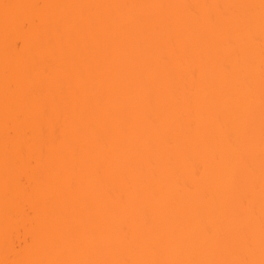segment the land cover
<instances>
[{
    "label": "rangeland",
    "instance_id": "374dc122",
    "mask_svg": "<svg viewBox=\"0 0 264 264\" xmlns=\"http://www.w3.org/2000/svg\"><path fill=\"white\" fill-rule=\"evenodd\" d=\"M26 1L27 0H0V108H3L0 111V141H1L0 142V167H1L0 189L1 190L3 189L2 190L3 192L0 190V264H69L67 261L63 259L57 260V257L49 258L50 256L45 257L47 255L45 253H41V254L39 253L41 250L46 248L48 244L52 242H54L53 244H55L57 241L60 242L59 240L61 239V237H58V234L62 232H67V228H68L67 225H74L79 227L77 233L73 235L70 233L71 235L66 237L67 241L68 239L71 241V244L68 245L67 247L65 246L66 249H68V252L65 255L67 256L78 255V258H76L71 264H146L144 263V260L139 262L138 260H140L141 257H143V254L147 253L148 249L152 250L151 252L152 257L150 258V260L146 259L148 264H207L213 261L212 260L213 257L214 258L219 257L220 260L218 259L217 262H219L220 264H264V260L261 261V259H259L264 256V189H260V188L241 189L240 186L238 185L239 184L238 181L237 183L230 182L218 188H214L216 193L222 197L219 202L217 200H214L212 197H207L201 200L200 203L197 202L196 204L194 202L193 203L191 202L192 205L189 204L184 205L185 200L181 194L173 195V197L171 196L170 200L172 202L175 201L176 206L174 204V207L176 210L168 209L165 205L166 203H164L163 200H161L160 198H156V197L152 198L151 199L152 201H150V203L143 199H135V201L132 202L130 201L132 196L127 191L121 190L122 192L120 194L121 206L118 207L119 210L117 216H115L116 214L114 213V210L112 211V208H110L111 204H108L107 206L110 207L109 208L105 207L103 209L106 215V220L102 223L101 226H99L98 223L96 222L99 209L97 208L93 209L92 207L91 208L87 207L86 210H84L83 212L81 213L77 212L78 214H75L76 212L73 213V210L71 208L69 207L65 208L63 207L64 205L62 206V204H59V201L62 200L65 202V204L68 203L72 208L77 207L79 205L82 206L85 201L82 202L78 200L76 198L78 196V195L76 196L77 193H73V191L74 189L75 190L79 189L80 191H82L81 189L83 188L85 190L89 187V185L91 188H93L92 189L93 193H96L98 191L102 195L103 194L111 195L110 193L111 189L109 187L108 188L110 190L106 186H101L100 183L97 185H100L101 187L95 185L97 183L96 181L95 184L89 183V180L91 181V179L93 180V178L96 177L100 178L98 176H101L103 174H107V173L110 174L115 172L117 168L116 167L117 164L114 161L113 163L109 161L110 164L107 165L106 160L104 158L109 153H112L111 155L114 158L116 155H118L121 152L122 146L120 147L119 146L120 144L118 145L117 143L109 144V142L107 143L105 139L97 136H95V138L94 136H90L86 139L85 142H80V143H76L77 141L75 142L73 138H71V141L67 140L68 135L72 134V132H75L74 135L76 136L77 135L76 133H79V131H81L84 127L85 128L91 127L93 125H98V124L101 125L107 124L108 126V121H109L108 119H104V118H100L99 120L97 119L98 116L95 113L94 107L92 106L91 103L87 105H80L78 101L81 100L78 101L76 100L78 103L77 102L74 103L75 99L72 98V95H70V92L65 86V82L67 81V79H69L66 78L67 74L71 76V77L69 76L70 78H72L73 75L72 71H74L75 68H77L78 66L82 67L84 61H92L97 55L79 56L80 57L79 59L78 56L77 58H75L76 56H72V55H30V56H25L27 54L20 55L21 53L24 54L25 52V51L21 52L23 50L22 46H24L25 49V44L29 42L27 40L26 41L24 40L26 39V37L29 38L31 37L33 39V41L30 40L31 42H33L32 43L33 45L34 44L45 45V43L48 40L47 37L45 41V37L44 35H42L45 33L43 32V29L41 30V28L40 30L36 28L38 31L35 29L34 30L35 32L32 33L29 31L31 35L29 33H26L27 27L25 26L28 25L29 21L32 22V24H30L31 26L33 24L38 25L39 21L42 23L43 21L45 22L48 21L47 23H50V20L55 22L58 19L57 18L58 12L55 16V14L53 13L52 15H50L51 12L48 13L47 9L46 10L43 9V11L41 12L37 11L39 15V17H37L38 15L34 14L37 12L33 10L31 11V13L28 14L30 16V18L28 19L30 20L28 22L26 20L25 23L23 22V26L25 25L24 27H21L22 24L21 26L19 25L16 26V24L13 25L14 24L13 20L9 21L8 19L10 18L9 16L7 17L9 9L10 11H13L14 14H16L17 12L22 11L24 9L23 7L25 6L22 5L25 4H27V6H29L28 4H30V6H42V5L47 7L50 6L47 5V1L45 0H28L27 3ZM48 1L51 2V5H53L54 1L57 3V0L54 1L48 0ZM164 1L165 0H129L126 7H124L127 9H124L126 10L125 13L123 12L124 13L123 18L126 21L119 29L114 41L111 43L112 46L114 45L111 49L114 50L119 46H125V47L127 46V48H129L131 43L133 42L132 44H134V46L131 47L134 48H132V51L130 50L132 53L130 55H143V52L140 51V44L142 43L141 37L139 36L141 35L139 33L140 30L136 26L132 27V24H129L127 22V20L129 21V15H136L140 8L145 7L151 10L153 9L155 12L157 11L160 14V16L163 17L164 23L166 22L169 25V26L167 25L169 31L176 30L177 28V29H181L183 32L186 31L192 34V32L194 33V31L196 32L197 30H203L206 27L204 20H201V16H197L195 18L196 22L193 20L192 22L188 23L186 22V19L184 17L178 16L174 12L179 8L186 10L187 8L190 7V9H193L197 4L200 5V3L203 4L205 7L206 6L212 7L215 3L217 4L218 0L217 1L177 0L179 1V4L177 3L178 5L175 4L177 5L176 7H170V8L167 7L166 4L164 5L165 3ZM57 4L55 5L54 3V5L59 10L60 7ZM12 9H15V11ZM153 10H152V14L155 15V12H153ZM44 11H47L46 14L44 13ZM244 11H245L244 8L237 7L233 10V16L240 15ZM41 13L43 14V16ZM225 13L227 12L225 9H223L220 10L218 14L221 18L223 15L224 16L226 15ZM76 15H77L76 19H78L79 17V19L85 20L87 22L89 21L88 23L89 26H91V28L85 35H83V37L82 36L79 37L77 34L78 37L74 38L73 36L75 40L71 38L73 43L75 42V45L76 44L79 45L78 43L81 44L82 42V46H83L85 43L89 42L90 40L91 41L94 40V38L96 37H100L102 34L106 33L109 30L108 26L104 28L100 23V19H102V17L105 16L100 14H95L93 10L90 8L87 10L85 9L78 11ZM31 16L34 18H31ZM40 16H42L43 18L42 17L40 18ZM252 16L253 18L255 17L257 19L264 17V1L261 3V6H259L256 9V11L253 13ZM152 18L154 20V17ZM33 21L35 23H33ZM15 26L16 28L14 29ZM222 26H224V24ZM226 26L227 25H225V27ZM225 27H222V29ZM218 28L217 30H219ZM243 30H246V28H244ZM65 31L66 29L63 32L65 33ZM40 32L43 33L40 34ZM233 32L235 33L236 31L234 30ZM233 32L223 29L221 31H217L211 34L210 36L208 35L210 33L206 34L205 36L208 35L209 38L205 40V42L204 40H202V38L199 39L204 42L203 44V42L200 41L202 42L201 43L202 45L198 47L199 49H197L200 50L199 55H203V57H207L208 55L209 56L220 55L219 57L220 64L218 62V65L213 64L215 66L209 65L210 67H206V68L203 67L204 69L202 70L200 69L201 70L200 72L197 71L198 74H195L191 79L187 80L186 83L184 82L185 83L184 88L186 90H189V92H191V90L196 91L197 94L208 93L210 87L209 83L215 80L214 77L219 72L225 69H230L227 68L228 66L246 67L247 72H245L244 74L245 76L242 75L244 76V78H242V81L245 82L253 81L255 83V86L252 89V93H256L257 95L262 94L263 98L262 99L257 98L255 102L252 103L251 106H249L248 114L247 117H245V119L247 121L257 120L264 116V77L262 79H257V74L260 72L262 68L260 62L261 58L259 57L260 55L264 56V49L261 48L262 49L261 50L258 48H253V49L251 48V50L248 51L233 49L229 52H226V49H224L225 45L222 46L221 43L226 41L228 38L232 39L234 35ZM205 36L201 35L203 39ZM252 36L250 38H252ZM234 37L236 38V36ZM11 39L12 41H10ZM193 39L191 38L188 40L192 41ZM23 42L25 44L22 45ZM31 42L29 43L31 44ZM254 43L255 41L252 44ZM77 45L73 47H77ZM195 46L196 45L192 42H189L187 46L173 45L169 49H167V53H166L167 55L162 54L159 56L167 58L171 55H190L196 48ZM230 47L229 49H232ZM21 48L22 50H20ZM86 48L88 49V46ZM12 49H15L14 50L15 54L11 52ZM136 50H137V54L136 53L133 54L134 53L133 51ZM85 51L87 50L85 49ZM145 52H147V50H145ZM191 62L192 61L190 60L180 58L178 59V61L176 60L174 65L172 63L171 64L173 65V68H175L176 70L181 66H182L181 68L184 67L185 69L186 68L188 69V68H192L193 64ZM132 64L133 66H135L134 62H125L122 63V65H118L119 66L118 68L119 70L121 69L130 70L133 68ZM118 68L116 70L113 69L112 71H109V73H113L114 71H117ZM11 70L12 72L17 71L18 73L15 72L17 74L19 73L25 74L27 72L33 71L37 74H41L42 78H38L37 80L35 79L30 82L26 81L24 85L18 84V82L13 83L10 82L9 80L13 77V75L16 76L17 74L12 73L13 74L12 75L11 73H8V71ZM7 73L9 74V76H11L10 78H8L9 76ZM105 74L107 73L105 72ZM94 78L96 77L95 76L89 77V75L87 78L83 77V79H81L82 81H80V84L82 82H87L88 80H92ZM152 79L153 78H150L148 80L151 81ZM160 79L161 78H159V82L156 83V86L154 87L156 92L158 93L160 91H164L163 89L164 86H162L163 81L162 79L160 81ZM165 80L167 82L172 83L175 82L177 79L174 80L173 77L168 76V78H166ZM95 81L96 80H94V82ZM150 81H148V86L152 85ZM228 83H231L229 78L226 79L224 85ZM18 86L21 88H17ZM141 87H147V84L139 83L133 89L135 88L140 89ZM42 91L47 92L49 95L44 98V101H41L39 103V106L37 108L36 107L31 108L30 107L31 99L37 96ZM60 99L66 100L65 106L60 109L58 107L54 109L52 112H49L51 110V109L49 110V107L57 103ZM237 100H240V97H234L233 103L237 104L238 103ZM193 101L195 100L189 98L183 101L181 100V101L167 102L165 104H158L156 106L155 105L152 106L150 104L153 109L151 113L155 112L156 114L158 115L162 114L161 116L165 117V119L163 117L164 121L162 122V124L160 123V121L158 125L155 124L153 130L157 131L156 126H158L159 129V127L161 126L169 127L171 124L173 125L174 123H177L178 125L180 122L182 121L185 122L187 119L196 116L197 113L195 114L194 112L195 110H193L195 105ZM14 103L15 105L20 106L22 108V111H20V113L14 111L8 113L7 111H5L6 110L4 107L5 104L11 105ZM220 117L221 120L219 122H216L218 123V126H216L217 127L216 130L218 129L217 131H221L236 126L238 120H240L239 117L237 118L229 117L225 114H223ZM194 119H196V117ZM186 123L189 128L190 124H188V122ZM186 123L184 126H186ZM193 123H195L194 129L197 130L199 127L197 126L196 129V125L198 124L196 122ZM202 125L203 123L201 124V126ZM203 127L205 128V126ZM17 133H19L18 134L19 137L18 136L16 137ZM216 133L218 135V132ZM73 136H69V139L70 137ZM190 137H191V131L188 129V130H183L178 136L173 137L172 140L177 143L178 141H180L183 142V144H185L188 143L186 141L189 140ZM14 138H16L15 140L17 141L21 139L18 141V143L19 142L20 143L19 144L13 143V141H15ZM174 142L170 141V144L168 143V146H166V149L171 153L172 150H174V148H176L175 146L177 145ZM10 144L13 146H11ZM33 145H35V147H33ZM20 146H22V148H20ZM31 146L35 149H39V152L33 155L34 157H36L39 154L38 155L39 158L40 156H43L46 157L45 159L47 161L49 160L51 162L53 161L54 166L52 170H45L39 168L40 166L38 167L33 166L35 159H33L34 161L33 164L30 162L31 159L29 160V164L31 163L32 167L34 168L28 166L29 164L28 165L24 164L22 157L20 158V156H23L22 150H27V147L31 148ZM229 146L227 145L225 149H227ZM181 147L182 146H180V148ZM229 148H231V146ZM166 149H164V151H166ZM177 149H175V152L173 151V156L175 157V160H178L181 163L183 168L182 170L186 172L187 175L188 174L187 172L194 170L198 165L195 155L197 153H194L191 149L188 148L184 149L182 147V149L180 150ZM14 151H16L15 155L13 153ZM17 151L21 153H18ZM141 152L143 153V158L144 155L147 157H154L157 156L159 153L154 151L153 149H149V147L141 148ZM169 152L166 151L167 154ZM225 152H227V150L226 151L224 150V154H223L224 157L228 155V154L225 155ZM17 153L18 155H20L19 159L21 160L18 159ZM188 153H190L191 157ZM251 154L252 153H250V155ZM187 155H189L190 158L187 157ZM12 156H15V158L16 157L17 158L14 159ZM33 156L32 158H34ZM48 156L50 159L47 158ZM3 157L5 159L11 158L9 165L10 164L12 165L13 170L11 169L10 171H8V169H10L11 167L7 169L8 166H5L6 164L5 162L1 164V162H3L1 160H4ZM43 157H41V159H43ZM23 158L24 160L26 159L25 155ZM42 162H44V160ZM227 162H229L227 161V159L226 160L222 158L217 159L215 163H212L211 167L213 168L218 166L220 167V165H225ZM3 165L5 167L2 168ZM56 167H58V169ZM66 167L70 171V172L68 171L67 176H64L62 172L61 173L64 177H66L64 178V180L65 179L67 180V178L68 180L72 179L68 187L69 189L67 188V185L66 186L64 185L65 183L64 181H62L61 175H58L59 172H57V171H63V168ZM97 170H98V174H96ZM164 175L165 174H159L155 176V179L160 180L162 179L160 177H165ZM243 175L244 174H242V176ZM258 175L259 174L255 173L254 177L257 178ZM243 177H242L243 181L246 180L245 178L246 176ZM166 181L172 182L169 179ZM61 183L64 185L63 187H66V189H68L67 191H64L65 189L62 188L64 189L63 191L66 194L65 197L62 196L64 193L62 194L60 193L61 194L60 195L56 191V188L57 187L59 188V186L62 185ZM189 184L186 186V191L189 194H191V192H196L197 190L202 192L213 188L211 186H206L202 183L200 184L192 183L190 185ZM154 185L156 187L158 186L156 183ZM59 190L60 192H62L60 188ZM92 190L90 191L92 192ZM14 191L16 192L15 193L16 196L17 194H20V192H22V195L19 198L20 199L19 203H21L20 206H22L23 208L20 207L21 210H19L18 208L19 211L17 209L15 210V207L12 210L11 209L12 204H9V206L7 205L9 208L5 205L2 206V200L4 199L5 201H8V198L11 199L10 197L14 195L12 193ZM210 191H208V194ZM86 192H89V189ZM82 196H80V198ZM206 196L207 195H205V197ZM4 200L3 203L5 202ZM22 200H24V202H22ZM54 201H56L57 203L54 204L53 203ZM7 203L8 202H6L5 204ZM248 204H255V206L254 207L249 206L248 208L246 207ZM146 213L150 214L151 216L150 222H147L149 218L145 222H143V220L145 219V217L143 216L144 215L146 216ZM5 214H8L7 218L5 217L6 216ZM54 214L55 216L53 217ZM10 215H12V217ZM141 216L144 218L143 220L139 219ZM183 218L184 219L194 218L192 219L193 220L192 227H191V222L189 224L190 226L189 227L187 226L188 228L182 227L180 223L184 221ZM189 221L190 220H188V222ZM95 224L100 227L98 230H93L89 226V225L93 226ZM204 230L205 231L207 230L209 232L213 230L214 233L218 234L217 236H221V237L224 234V236H228L226 238H229V240L226 244L224 242V245H222L223 242L222 244L214 243L216 239L212 243L211 242L212 239L211 241H208L209 238L207 240H201L202 236L201 239L199 237H196L201 235L202 231ZM43 233L44 235L47 234L49 237L42 236L43 238L41 239V235ZM53 244L50 245L53 246ZM167 244L174 245V248H172V250H169L168 252L165 251L167 249L166 248ZM61 249L59 248V250ZM145 250L146 253H144ZM14 254H16V257ZM135 254L140 255V256L137 255L139 257V259L136 258L137 263H134L135 261L134 262L128 261L130 256ZM17 255H19V257ZM253 258L255 261L256 259H259L260 261L250 262V260L253 261ZM101 259H104V261H102Z\"/></svg>",
    "mask_w": 264,
    "mask_h": 264
},
{
    "label": "bare ground",
    "instance_id": "6f19581e",
    "mask_svg": "<svg viewBox=\"0 0 264 264\" xmlns=\"http://www.w3.org/2000/svg\"><path fill=\"white\" fill-rule=\"evenodd\" d=\"M27 1H26V3H27ZM45 1H47V5H50V6H48V7L44 6V5H42V6H30V4H28L29 6H27V4H25V5H22V6H25V7H23L24 9L22 8L23 12L22 11H19V12L16 11L17 12V13L15 12L16 14H14L13 11H10V9L8 10L7 17L9 16L10 19L12 17L11 20L10 19H8V20L9 21L13 20V23H14L13 25L16 24V26H18V25L21 26V24H22L21 27L25 26V25L23 26V22L25 23L26 20H27V22L30 20V19H28V18H30V16L28 14L31 13V11H33V10L36 12L37 11L41 12V11H43V9L44 10L47 9L48 13L51 12L50 15H52V13H53V14H55V16L58 12V14H57L58 19L56 18L57 20L55 22L50 20V23H47L48 21L45 22L42 20L43 23L39 21V24L37 23L38 25L33 24L30 26V24H32V22L29 21L28 25L25 26V27H27L26 33H29L31 35L32 32H35L34 30L36 28L38 30H40V28H41V30L43 29V32L45 33V34H42L45 37V41H46L47 37H48V40L45 43V45H40V44L39 45H37V44L33 45L32 44L33 42H31V41H33V39L31 37H30L31 39L29 37H26V39H24V40L31 42V44L29 42H28L29 43L28 44L24 41L26 44L23 42L22 45L25 44V49H24V46H22L23 50H22V48L20 50H22L21 52L25 51L27 53L24 52V54H22L21 52H19V53H21L20 55H25V54H27L25 56H30V55H72V56H76L75 58H77V56H78V59L80 58L79 56L97 55L92 61H84L82 64V67L78 66L77 68H75L74 71H72V74H73L72 78H70L71 76L68 74H67L68 77L65 75L66 78H69L65 82V86L68 89V91L70 92V95H72V98L75 99L74 103H76L78 100H81V101H78L80 105H87V104L91 103L92 106L94 107L95 113L98 116L97 119L98 120L100 118L108 119L109 120L108 121L109 127L107 126V124H102V125L98 124V125H93L91 127H86V128L84 127L83 128L84 132L82 129L81 131H79V133H76L77 134L76 136L74 135L75 132H72V134L68 135L67 140L71 141V138H73L75 142L77 141L76 143H80V142H85L86 139L90 136H94V138H95V136H97V137L105 139V141L107 143L109 142V144H116L117 143L118 145L120 144L119 145L120 147L122 146L121 152L118 155H116L114 158L111 155L112 153H109L104 158L106 160L107 165H109L110 162L113 163V161L117 164V166H116L117 168H116L115 172L110 173V174L109 173L103 174L101 176H98L100 178L96 177V178H93V180L91 179V181L89 180V183L95 184V181H96L97 183L95 185L100 183L101 186H106L107 188L109 187L111 189L110 190L108 188L110 190L111 195L110 194L109 195H105V194L102 195L98 191L97 192L94 191L96 193H93V190H92L93 188H91L89 185V187L87 186L88 187L87 189H85V190H84V188L81 189L83 192L80 191L79 189H76V190L74 189V191H73V193H77L76 196L77 195L82 196V194H83V196L81 198H80V196H79V198H78V196L76 197L78 200H80L82 202L85 201L82 206L79 205L77 207L72 208L68 203L65 204V202L62 200L59 201V204H62V206L64 205L63 207H65V208H67V207L71 208L73 210V213L76 212L75 214L83 212L84 210H86L87 207L88 208L92 207L93 209L94 208L99 209L98 210L99 213H98V217H97L98 219L96 218V222L98 223L99 226H101L102 223L106 220V215H105L103 209L105 207L109 208L110 206H107L108 204H111L110 208H112V211L114 210V213L116 214L115 216H117L118 210H119L118 207L121 206V201H120V194L122 193L121 190L127 191L132 196V198L130 199V201H132V202L135 201V199H143V200H146L150 203V201H152L151 199L156 197V198H160L161 200H163V202L166 203L165 205L168 209L174 210L175 209L174 204L176 206V203H175V201L172 202L170 200L171 196L173 197V195L181 194L185 200L184 205H188V204L192 205L193 202L196 204H197V202L200 203L201 200H203L207 197H212L214 200H217L219 202L222 197L216 193L214 188H218V187H220L224 184H228L230 182L231 183H233V182L237 183V181H238V183H239L238 185L240 186L241 189H248V188L249 189H256V188L264 189V146H263L264 145V116L257 119V120H251V121H247L245 119V117H247V114H248L249 106H251L252 103H254L257 98L262 99L263 96H262V94L257 95L256 93H252V89L255 86V83L253 81H246V82L242 81V78H244V76H245L244 75L245 72H247V68L241 67V66H228L227 68H230V69H225V70L219 72L214 77L215 80L213 82L209 83L210 84L209 92L208 93H202L203 95L197 94L196 91L191 90L192 93L195 92L192 94L191 92H189V90H186L184 88L186 81L191 79L195 74H198V72H200L202 69H204L206 67H210V66H215L213 64L218 65V62L220 64V60H219L220 55H210V56L208 55L207 57H203V55H199L200 50H197V49H199L198 47L202 45L201 44L203 42L202 40H204V42H205V40H207L211 34L217 32V31H221L223 29L224 30L226 29V30L232 31V32L234 30L236 31L235 33L233 32V34H234L233 37L236 36V38L235 37L234 38L232 37V39L228 38L229 40L227 39L226 41L221 43L222 46L225 45L224 49H226V52H229L233 49L234 50L238 49V50H243V51L244 50H246V51L251 50V48L252 49L253 48L264 49L263 48L264 47V42H263L264 41V39H263V37H264L263 36L264 35V17L263 18L259 17L260 19H257L255 17L253 18V16H252L253 13L256 11V9L259 6H261V3L264 0H218V1L215 0V1H217V4L215 3L212 7L211 6L205 7L203 4L200 3V5L197 4L193 9H190V7H189L186 10L181 9V8L176 10L174 13L178 16L184 17L186 19V22H188V23L192 22L193 20L196 22L195 18L197 16H201V20H204L206 27L203 30H197L196 32L194 31L195 34L193 32H192V34L190 32H189L190 33L189 34L186 31L183 32L181 29H177V28H176V30H170L169 31V29L167 28L169 25L166 22L164 23L163 17L160 16V14L157 11L155 12L152 9L153 12H155V15H154V14H152L151 9H148L145 7L140 8L136 15H129V21L127 20V22L129 24H132V27L136 26L140 30L139 33L141 35H139V36L141 37V40H142L141 42L143 43V44L142 43L140 44V51L143 52V55H130V54H132L131 53L132 48H134V47H131V46H134V44H132L133 42L131 43L129 48H127V46L126 47L125 46H119L118 48H116L114 50L111 49L114 46V45L112 46L111 43L114 41L115 37L117 36L119 29L121 28V26L126 21L123 18V16H124V13L126 11L124 9H127V8H124V7H126L129 0H57L58 4L53 0L55 5L57 4L60 7L59 10L54 5V3H53V5H51L50 1H48V0H45ZM176 1L177 0H165L164 5L166 4V6L169 8L170 7H176L179 4V1H177V2ZM49 2H50V4H49ZM20 3H22V2H20ZM175 4H177V5H175ZM61 6H62V8H61ZM237 7H242L245 9V11L240 15L233 16V10ZM89 8L92 9L95 14L104 15L106 17V18L102 17V19H100V23L102 24V26L104 28H106L108 26L109 30L106 33L102 34L100 37H96L92 41L90 40L91 42L90 41L87 42L89 45L87 43H85V44L83 43L84 45L82 46V42H81V44L78 43L81 46L76 44L77 47H73L76 45H75V42L73 43L71 38H73V36H74V38H76L78 36L83 37V35H85L89 31V29L91 28V26H89V23H88L89 21L87 22L85 20L79 19V17H78V19H76V16H77L76 14L78 13V11L85 10V9L87 10ZM223 9H225L227 13H225L226 14L225 16L223 15L220 18L218 13L220 10H223ZM12 10L15 11V9H12ZM16 10H17V8H16ZM52 10H53V12H52ZM46 12L47 11H44L45 14H46ZM34 14L38 15V12L34 13ZM43 14H42V16H43ZM152 15H154V16H152ZM32 16H31V18H34ZM42 16H40V18ZM37 17H39V15ZM152 17H154V20ZM35 19H34V21H35ZM156 20L158 23L156 22ZM34 21H33V23H35ZM219 24H221V25H219ZM223 24H224V26H222ZM225 25H227V26L225 27ZM16 26L14 27V29L16 28ZM218 27H220V28H218ZM222 27H225V28L222 29ZM217 28L219 30H217ZM244 28H246V30H243ZM65 29H66V31L64 33L63 31ZM232 29H234V30H232ZM239 29H241V30H239ZM212 30H213V32H212ZM43 32H40V34ZM246 32H247L248 36H247ZM248 32H250V33H248ZM257 32H259V33H257ZM208 33H210V34H208ZM77 34H78V36H77ZM206 34H208L209 36L208 35L205 36ZM188 35H189V37H191L192 39L194 38V39L192 41H189L188 39H191V38H189ZM201 35L205 36L204 39H203V37H201ZM33 36H34V33H33ZM192 36H194V37H192ZM251 36H252L253 40H252V38H250ZM201 38H202V40H199ZM260 38H262V39H260ZM233 40H236V41H233ZM10 41H12V39ZM70 41H72V42H70ZM198 41L199 42L202 41V42L199 43ZM252 41L253 42L255 41V43L252 44L253 43ZM189 42H192L196 45L195 46L196 48L194 49V51L190 55H171L167 58L159 56L162 54L167 55L166 54L167 49H169L173 45H183V46L185 45V46H187L189 44ZM204 42H203V44H204ZM224 43H226V44H224ZM86 45L88 46V49L86 48L87 47ZM90 45H91V47H90ZM142 45H143V47H142ZM234 46H236V47H234ZM89 47H90V49H89ZM229 47L232 49H229ZM155 48H156V50H155ZM85 49L87 51H85ZM14 50L15 49H12L11 52H13L15 54ZM82 50H83V52H82ZM145 50H147V52H145ZM133 52H134L133 54H135V53L137 54V50L133 51ZM180 58L181 59L184 58L186 60L192 61L191 63L193 64L192 65L193 69L188 68L189 69L188 70L187 68L185 69L184 67L181 68L182 66L181 67L179 66L180 68L177 67L178 68L177 70L175 68H173V65L176 62V60L178 61V59H180ZM259 58H261L260 62H261L262 68H261L260 72L257 74V79H262L264 77V56L260 55ZM125 62H134L135 66H133V64H132L133 68L130 70H126V69L125 70H123V69L119 70L118 65H122V63H125ZM126 66H127V64H126ZM117 68H118L117 71H114L113 73H109V71H112L113 69L116 70ZM15 72H17V71H13V72H12V70L8 71V73H11V74L12 73L13 74L18 73V72L17 73H15ZM105 72L107 74H105ZM22 74L23 73H19L16 76L13 75V77L9 81L13 82V83L18 82V84L24 85L26 81L30 82V81H33L35 79L37 80L38 78H42L41 74H37L33 71L27 72L23 75ZM173 74L176 78L173 76ZM88 75H89V77L95 76L96 78H94L92 80H88L87 82H82L80 84V81H82L81 79H83V77L87 78ZM167 75L169 77H173L174 80L177 79L175 81L176 84H175V82H172L175 85L170 83V82H167L165 80L166 78H168ZM242 75H244V76H242ZM8 76H9V74H8ZM85 76H87V77H85ZM10 77L11 76H9L8 78H10ZM150 78H153V79L150 81V80H148ZM159 78H161L163 81L162 86H164V88H163L164 91H160L158 93V92H156L154 87L156 86V83L159 82ZM227 78L230 79L231 83L224 85ZM161 79H160V81H161ZM94 80H96V81L94 82ZM148 81H150L152 83V85H151L152 88H151V86H148ZM139 83H146L147 87H141L140 89L139 88L133 89ZM153 83H154V85H153ZM17 88H21V87L18 86ZM48 95L49 94L47 92H44V91L40 92L37 96H35L31 99L30 107L31 108L32 107L37 108L39 106V103L41 101H44V98ZM189 95H190V97H189ZM234 97H240V100H237V102H238L237 104L233 103ZM189 98L195 100V101H193L195 103L193 110H195L194 111L195 114L197 113L196 116L191 117L190 119H187L185 122L182 121V122H180L181 124L179 123L178 125H177V123H174L173 124L174 126L171 124L172 128H171V125L169 127L161 126V127H159V129H158V126H156L157 131L153 130V127H155V124L158 125L159 121L162 124L165 117L161 116L162 114L158 115L155 112H153L154 114L151 113V111L153 110L152 106H154V105L156 106L158 104H165L167 102H173V101H181V100L183 101V100H187ZM208 98H209V100H208ZM206 100H208V101H206ZM65 104H66V100L60 99L57 103H55L49 107V110L51 109L49 112H52L54 109H56L58 107H59V109L63 108L65 106ZM14 105H15V103L11 104V105L5 104L4 107L6 110L5 109L4 110L7 111L8 113H10L12 111L20 113V111H22V108L20 106H17V105L14 106ZM138 108H139V110H138ZM2 109L3 108H0V111ZM146 109L148 112L146 111ZM221 114L222 115L225 114L229 117H234V118L239 117L240 120H238L236 126H233V127L228 128V129L221 130V131H217L218 129L216 130V128H217L216 126H218V123H216V122H219L221 120V117H220V116H222ZM163 117H164V119H163ZM195 117H196V119H194ZM206 121L209 125L206 123ZM186 122H188V124H190L189 128H188V125ZM193 122H196L198 124V125H196V129H197V126L199 127L197 130L194 129L195 123H193ZM185 123H186V126H184ZM202 123H203V125L201 126ZM182 125H183V127H182ZM203 126H205V128ZM156 128H155V130H156ZM160 129H162V130H160ZM188 129L191 131V137H190L191 140L189 139L186 141L188 143L183 144V142H180V141H178V143H177V142H174L172 140L173 137L178 136L183 130H188ZM152 130H153V132H152ZM192 130H193V132H192ZM81 132H82V134H81ZM194 132H195V134H194ZM210 132H212V133H210ZM216 132H218V135ZM18 134L19 133L16 134V137L17 136L19 137ZM5 135H7V134H5ZM69 136H73V137H70V139H69ZM13 137H15V136H13ZM15 139L16 138H14V140ZM73 139H72V141H73ZM106 139H108V140H106ZM19 140H21V139H19ZM248 140H250V141H248ZM18 141L15 140V141H13V143H18ZM31 141H33V140H31ZM170 141L177 144L175 146L176 148H174V150H172V153L166 149V146H168V143L170 144ZM21 142H23V141H21ZM180 144H182V145H180ZM35 145H33V147H35ZM227 145L228 146L230 145L231 148H229L230 147L229 146L227 149H225L227 147ZM235 145H236V147H235ZM11 146H13V145H11ZM180 146H182L184 149H187V148L191 149L194 153H197L195 155H196V161H197L198 165L194 170L190 171L191 173L187 172L188 173L187 175H186V172H184L182 170L183 168H182L181 163L178 160H175V157L173 156V151L175 152V149H177V148H178L177 150L182 149V147L180 148ZM33 147L32 146H31V148L27 147V150H22L23 156L18 155V153H21V152L17 151L18 152L17 153L18 159H19V156H20V158L22 157V160H23L25 165L29 164L30 159H31L30 162L33 164V162H34L33 159H35L33 166H35V167L40 166L39 168H42L45 170H52V168L54 166L53 161L52 162L50 160L47 161L45 159L46 157H43V156H40V158H39V156H38L39 154L37 155L38 157L37 156L36 157H37V160H39V159L40 160L37 161L36 157H34L33 155H35L37 152H39V149H35ZM148 147H149V149H153L154 151L159 152L158 155L154 156V157H147L144 155V158H143V153L141 152V148H148ZM16 148H19V147H16ZM20 148H22V146H20ZM164 149H166V151L169 153L167 154L166 151H164ZM221 149H223V150H221ZM52 150H53V148H52ZM224 150L225 151L227 150V152H225V155L228 154L225 157L223 155ZM15 152L16 151L13 152L14 155L16 154ZM213 152H214V154H213ZM254 152H255V154H254ZM170 153L173 156V158L170 155ZM250 153H252L253 155L252 154L250 155ZM165 154H167L168 156ZM188 154L190 155V153H188ZM24 155L26 158L25 160L23 158ZM189 155H187V157H189ZM32 156L34 158H32ZM12 157L14 159L17 158V157L15 158V156H12ZM41 157H43V159H41ZM190 157H191V155H190ZM13 158H12V160H13ZM47 158H49V156ZM221 158L225 159V160L227 159V161H229V162H227L225 165H220V167L218 165H217L218 167H215V168L211 167L212 163H215L217 161V159H221ZM10 159L4 158V160H1V161H3V162H1V164H3L4 162L6 163L5 166H8L7 169L11 167L10 169H8V171H10L12 169V165L11 164L9 165V163L11 161ZM19 160H21V159H19ZM43 160H44V162H42ZM31 163L28 166H30L31 168H34V167H32ZM37 163H38V165H37ZM48 163H50V164H48ZM5 166L3 165L2 168ZM45 167H47V168H45ZM56 168L58 169V167H56ZM57 169H56V171H57ZM179 170H181V171H179ZM255 170H256V172H255ZM53 171H54V169H53ZM68 171L69 170L67 167L63 168V171H57L60 173V174L58 173V175H61L62 181H64L65 186L67 185V188L69 187L71 180H72V179L68 180V178H67L68 181L66 179L64 180V178H66L64 176H67ZM61 172L63 173L64 176L62 175ZM170 173H171V175H170ZM255 173L259 174L257 176V178L254 177ZM96 174H98V170H97ZM159 174H165L164 175L165 177H160L162 179L159 178L160 180H156L155 176H157ZM242 174H244L243 176H246L245 177L246 180H244V181L242 179V177H243ZM166 177L172 182L166 181V180H168ZM237 179H239L240 182ZM155 183L158 185L157 187L154 185ZM189 183L190 184L202 183L206 186H211L213 188L206 190L207 192L206 191L201 192V191L197 190L196 192H191V194H189L186 191V186ZM64 185L62 184L59 186V188L61 189L62 192H60L58 187L56 188V191L59 194L60 193L62 194V193H64V191H67L69 189V188L66 189V187H63ZM100 185H97V186H100ZM62 188H64L65 190ZM88 189H89V192H86V191H88ZM11 190H14V189H11ZM90 190H92V192ZM208 191H210L211 193L209 192V194H208ZM79 192H81V193H79ZM12 193L15 195L16 192L14 191ZM98 193H99V196H98ZM64 194L62 195L63 197L66 196V194L65 195ZM96 194H97V196H96ZM100 194H101V196H100ZM204 194L207 196L205 197ZM14 195H12V197H10L11 199L8 198V201H5L3 199L5 202L3 203V200H2V206L3 205L9 206V204H12V207H11L12 210L14 207H15V210L16 209L18 210V208H19V210H21L20 207H22V206H20L21 203H19L20 202L19 198L22 195V192H20V194H17V196L16 195L14 196ZM92 195H94V196H92ZM13 196H14V198H13ZM6 202H8V203L5 204ZM22 202H24V200H22ZM53 203L56 204L57 202L54 201ZM128 203H130V202H128ZM65 205H68V206H65ZM171 206H172V208H171ZM249 206L254 207L255 204H248L246 207L249 208ZM4 211H6V210H4ZM5 215H6L5 217L7 218L8 214H5ZM10 216L12 217V215H10ZM54 216H55V214L53 215V217ZM146 216L145 215L143 216V217H145V219L143 217L142 218L140 217L139 219L140 220L144 219L143 222H145L149 218V220L147 222H150V218H151L150 214L146 213ZM192 219H194V218H191V219L185 218L184 221L181 222L180 224L182 225V227L188 228L190 226L189 224L191 222V227H192V225H193ZM6 220H8V219H6ZM188 220H190V221L188 222ZM98 225L95 224L93 226L92 225H89V226L93 230H98L100 228ZM67 227H68L67 232H62V233L58 234V237H61V239L59 240L60 242L57 241L58 244H57V242L55 244H53L54 242H52L50 244H53V246L48 244L47 247L44 248L43 250H41L39 253L40 254L41 253L47 254L46 256L43 254L45 257H49V256H50L49 258L57 257V260L63 259L65 261H67L69 264L73 263V261L76 258H78V255H73V256L65 255L68 252V249H66V247L71 244V241L69 239L67 241L66 237H68L71 234L73 235V234L77 233L78 232L77 230L79 227L74 226V225H67ZM208 232L209 231L204 230V231H202L201 235L196 236V237H199L201 239V236H202L201 240H207L209 238L208 241H211V239H212V241H211L212 243L216 239L215 241H217V242L214 241V243L222 244V242H223L222 245H224V242L226 244L229 240V238H226L228 236H224V234L221 237V236H217L218 234L214 233L213 230L210 231L209 234H208ZM195 234H197V233H195ZM42 236L43 237H46V236L49 237L47 234L44 235V233L41 235V239L43 238ZM169 245L170 244H167L166 245L167 249L165 248L166 249L165 251H167V252L169 250H172V248H174V245H172V244L170 246ZM59 248L60 249L62 248V249L59 250ZM64 249H66V250H64ZM151 252H152V250H150V249L147 250V253L145 250L144 253H146V254H143V257H141V259L138 260V262L144 260V263L148 264L147 260H150V258L152 257ZM14 255L16 257V254H14ZM14 255H11V256H14ZM137 255H139V254H137ZM137 255L136 254L131 255L130 256L131 259L129 258L128 261H130V262L135 261L134 263H137L136 258L139 259V257ZM17 256L19 257V255H17ZM132 256H134V257H132ZM218 259L220 260L219 257L218 258L213 257V259H212L213 261L210 263H207V264H220L219 262H217ZM259 259H261V261H263L264 256L259 258ZM259 259H256V261H255L253 258V261L250 260V262L260 261ZM101 260L104 261V259H101Z\"/></svg>",
    "mask_w": 264,
    "mask_h": 264
}]
</instances>
